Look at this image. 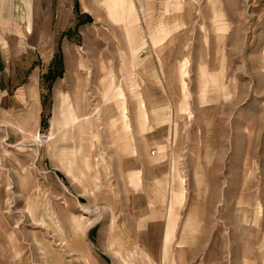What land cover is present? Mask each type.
Wrapping results in <instances>:
<instances>
[{
  "label": "rangeland",
  "instance_id": "rangeland-1",
  "mask_svg": "<svg viewBox=\"0 0 264 264\" xmlns=\"http://www.w3.org/2000/svg\"><path fill=\"white\" fill-rule=\"evenodd\" d=\"M137 3L142 37L99 19L76 54L45 58L84 69V93L67 76L57 100L43 77L45 124L21 138L0 125V264H264V0ZM131 41H167L148 53L181 65L176 124L148 150L168 155L159 176L147 165L140 178L129 156L131 53L103 48Z\"/></svg>",
  "mask_w": 264,
  "mask_h": 264
},
{
  "label": "crops",
  "instance_id": "crops-1",
  "mask_svg": "<svg viewBox=\"0 0 264 264\" xmlns=\"http://www.w3.org/2000/svg\"><path fill=\"white\" fill-rule=\"evenodd\" d=\"M137 2L138 0H0V125L6 131L7 138L28 136L41 128L46 104L42 79L46 74H54L47 95L53 89L57 100L69 95L71 88L68 91L63 89L61 80L67 76H71L72 83L78 82V93H84V69L73 73L70 66L66 74V68L62 65L61 69L55 71L50 60L45 58L76 54L71 40L81 36L94 37L96 32L102 30L100 26H92L99 19L110 24L106 31L108 35H115L118 29L125 38L142 37L145 27L142 14L137 10ZM223 25L226 26L225 21L220 27ZM55 40L57 42L52 44ZM168 43L162 41V48L152 42L143 44L135 41L103 47L109 52L131 53V60L126 59L120 63L125 65V76L132 80V84H128L127 130L134 143V155L129 156H135L138 165L134 167V171L140 178L141 174H145L147 165H154L158 169L157 176L164 173L162 165L168 155L165 158H155L148 150L150 146H158L161 140L159 135L165 134L168 137L170 129L176 124L180 97H183L180 63L170 64L167 68L161 54L162 57L157 54L155 59L148 53L151 49L162 50L163 45L167 47ZM92 48L94 47L86 45L85 51L83 47L80 50L96 53L97 49ZM44 63L47 69L43 68ZM77 67H82V64ZM167 72L174 75V83L166 82ZM109 75L113 74L106 73L95 79L100 87L104 83L102 79L108 76L107 80ZM120 94L124 96L123 92ZM66 107L71 113L69 102ZM176 222H169L166 218L163 225H173ZM170 230L171 228L166 232V241L171 238Z\"/></svg>",
  "mask_w": 264,
  "mask_h": 264
},
{
  "label": "trees",
  "instance_id": "trees-1",
  "mask_svg": "<svg viewBox=\"0 0 264 264\" xmlns=\"http://www.w3.org/2000/svg\"><path fill=\"white\" fill-rule=\"evenodd\" d=\"M59 63H61V59H56ZM53 76H54V74H52L51 72L50 73H48V74H46L45 76H44V78H45V80H48V85H47V91L49 92V88L51 87V81H52V78H53ZM49 80H50V82H49ZM45 122H46V118H45V116H43L42 117V125L43 124H45Z\"/></svg>",
  "mask_w": 264,
  "mask_h": 264
},
{
  "label": "bare ground",
  "instance_id": "bare-ground-1",
  "mask_svg": "<svg viewBox=\"0 0 264 264\" xmlns=\"http://www.w3.org/2000/svg\"><path fill=\"white\" fill-rule=\"evenodd\" d=\"M39 136H40V138H41L42 136L47 137L48 135H47V136H45V135H39ZM48 137H49V136H48ZM40 138H39V139H40ZM41 139H42V138H41ZM44 140H45V139H44Z\"/></svg>",
  "mask_w": 264,
  "mask_h": 264
},
{
  "label": "built area",
  "instance_id": "built-area-1",
  "mask_svg": "<svg viewBox=\"0 0 264 264\" xmlns=\"http://www.w3.org/2000/svg\"><path fill=\"white\" fill-rule=\"evenodd\" d=\"M154 151V149H152V152Z\"/></svg>",
  "mask_w": 264,
  "mask_h": 264
}]
</instances>
